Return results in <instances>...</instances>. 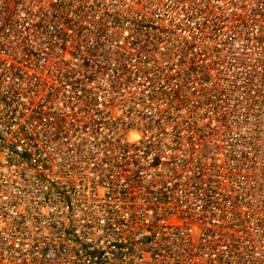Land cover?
I'll list each match as a JSON object with an SVG mask.
<instances>
[{
    "label": "built area",
    "instance_id": "obj_1",
    "mask_svg": "<svg viewBox=\"0 0 264 264\" xmlns=\"http://www.w3.org/2000/svg\"><path fill=\"white\" fill-rule=\"evenodd\" d=\"M0 264H264V0H0Z\"/></svg>",
    "mask_w": 264,
    "mask_h": 264
}]
</instances>
